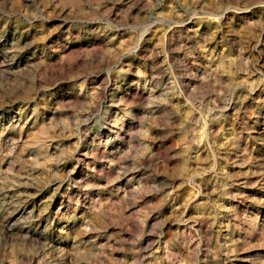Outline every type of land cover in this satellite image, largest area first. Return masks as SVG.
Masks as SVG:
<instances>
[{
	"label": "rangeland",
	"instance_id": "rangeland-1",
	"mask_svg": "<svg viewBox=\"0 0 264 264\" xmlns=\"http://www.w3.org/2000/svg\"><path fill=\"white\" fill-rule=\"evenodd\" d=\"M0 264H264V0H0Z\"/></svg>",
	"mask_w": 264,
	"mask_h": 264
}]
</instances>
